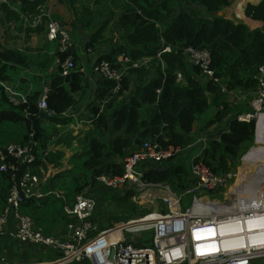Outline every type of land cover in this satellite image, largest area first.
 <instances>
[{"label": "built area", "instance_id": "2783aa9c", "mask_svg": "<svg viewBox=\"0 0 264 264\" xmlns=\"http://www.w3.org/2000/svg\"><path fill=\"white\" fill-rule=\"evenodd\" d=\"M38 11L40 13L34 18L33 25H40L43 21L46 23V36L51 42H56L60 54L57 71L64 77L70 76L80 66L75 56L77 42L70 27L64 21L54 19L50 9L39 6ZM22 19L26 24L28 17ZM162 42L163 47L157 57L164 67L163 54L171 53L174 49L164 39ZM175 53L188 67H199L201 82H214L233 104H240L248 97L247 102L254 106V111L241 113L238 117L242 121L255 118L256 134L264 130V64L258 65L253 74L258 88L255 96L253 91L236 93L235 88H231L225 78L217 74L212 66L209 49L178 45ZM153 60V57L133 60L125 53L119 57L120 66L107 59L100 60L94 68V77L114 81L104 101L95 104L101 112L107 109L108 104L121 103L125 98L124 93L127 91L123 94L121 91L129 69L149 67ZM79 70L85 75L84 67ZM182 79L183 73L177 72V81ZM0 85L12 104L29 102V97L16 86L4 81ZM51 91V81H47L38 107L40 111L55 116L49 109ZM193 138L194 141L186 147H165L156 139H145L123 159V174L102 173L96 176V183L120 196L136 191L133 196L138 199L131 200L141 205L142 214L138 218L116 223L114 227L93 236L89 235L97 229L93 217L100 204L97 197L86 191L92 186L91 176L85 191L76 194L74 200L65 205L69 238L64 241L56 236L45 235L42 228L35 226L33 219L20 209L22 195L27 200L48 195L43 191L47 180L44 164L53 151L52 143L39 144L33 132L26 143L0 146V174L6 175L10 182L7 205L0 212V240H19L40 246V249L55 248L62 253L59 262L64 263H80L88 259L91 264H264V186L256 188L253 198L251 193L228 194L229 199L226 201L207 197L205 193L220 192L238 176L235 171L222 173L212 167L208 153L211 146L209 134L201 133ZM260 141L264 142V139ZM193 147L196 150L188 160L191 175L185 182L186 187L181 188V182L178 181L177 189H174L169 183L144 177L141 166L157 168L166 165ZM188 195L192 196V202L184 209V197ZM59 196L63 194L59 193ZM139 218L146 222L128 226L135 219L139 222ZM116 228L121 230L120 237H114L115 233L108 234ZM144 232L150 234L149 239H143Z\"/></svg>", "mask_w": 264, "mask_h": 264}, {"label": "trees", "instance_id": "16d2710c", "mask_svg": "<svg viewBox=\"0 0 264 264\" xmlns=\"http://www.w3.org/2000/svg\"><path fill=\"white\" fill-rule=\"evenodd\" d=\"M47 1L49 0H23L19 10L23 14L35 9L36 12L38 7ZM61 1L63 0H58L60 3ZM80 1L85 0H67L65 5L72 9L77 7ZM232 2L233 0H132L124 9L120 20L124 28L130 29L126 43H129L132 48L129 49L127 45L122 44L113 49L116 56L112 53H105L101 60L107 59L120 66L118 62L120 53L130 55L133 60L140 57H153L154 60L149 67L129 69L121 91V94L127 91L124 93L123 102L118 103L119 107L110 103L105 110L109 109L112 113V122L108 121L105 111L101 112L100 107L95 104L104 101L114 81L89 79L79 70L80 64H78L80 65L78 70L72 72L70 76L64 77L59 71L54 73L48 102L49 109L55 116H61L77 105L80 98L82 101L87 97L92 88V100L88 107L93 113L95 124L101 127V130L104 129L103 131L111 125L112 131L117 132V135L108 141L94 138L89 149L79 156L85 157L83 166L92 174L94 189L96 185H99L96 183V176L102 173L123 174V159L135 145L145 139H156L165 147L168 145L188 146L193 141L197 117L205 114L212 106V102L217 106V111L210 125L224 121L229 124L227 129L220 132L219 139L216 137L210 141L211 146L208 153L212 167L222 173L236 170L237 162L241 159L243 145L253 142L256 137L255 120L241 121L238 119L239 114L248 109V112L251 111V104L242 102L235 105L214 82L203 84L200 80V68L188 67L175 53L178 45L207 48L211 51L213 68L216 69L218 75L225 78L231 88L239 86L253 88L257 84V79L253 77V74L258 65L264 64V27L251 31L250 27L243 22H236L223 15H218L219 11ZM186 4L190 5L191 10L182 9ZM199 9L203 12L202 16L196 14ZM4 12L6 20H13L15 16L18 21L21 20L20 13L11 10L8 5L4 6ZM245 13L248 17L264 24V0L258 5L248 4ZM76 19L83 24L88 23L81 18L80 11L75 12V20L71 21L74 27L78 24ZM28 29L40 33L46 28L40 25ZM93 31L87 47L97 49L102 44V26ZM162 38L174 49L171 53L163 54L164 67L161 59L157 57L163 47ZM26 62L27 55L23 51L0 41V82L8 79L13 67L25 65ZM179 71L187 79V85L178 83L177 72ZM39 95L40 93H36L30 96L28 103L14 105L0 85V123H24L27 131L26 139L29 140L30 134L35 132L33 121L29 117L37 116L41 112L38 107ZM39 130L38 139L44 140L47 132L41 122ZM260 139L264 138L259 137L257 143H261ZM52 153L47 161L58 160V157ZM251 155L254 157L247 159L264 165V157L258 147L251 151ZM186 164V159L173 158L164 165L167 168L160 171L148 166L149 170L143 171L144 177L155 182L169 183L173 188H177L176 184H179V181L181 182L180 187L184 188L186 187L185 182L190 179L189 175H191ZM0 176L7 180L10 186L7 176L1 174ZM87 184V182L78 184L75 188L76 192H84ZM104 190L109 191L110 189L102 186L99 191ZM5 191L7 193L6 188ZM134 192L136 191H129L125 196L118 198L135 206L137 205L135 202H130V197ZM250 192H256L254 187H251ZM117 216L122 215L112 212V214L97 217L95 214L93 222L102 223L101 226L106 228L117 223L115 222ZM103 219L108 222L106 223ZM72 264L91 263L86 259L83 262Z\"/></svg>", "mask_w": 264, "mask_h": 264}, {"label": "rangeland", "instance_id": "374dc122", "mask_svg": "<svg viewBox=\"0 0 264 264\" xmlns=\"http://www.w3.org/2000/svg\"><path fill=\"white\" fill-rule=\"evenodd\" d=\"M15 1L16 0H8V3L13 4V2ZM66 1L67 0H63L60 3L58 2V0H49L46 3L41 4L40 6H42L44 9H50L54 19H59L61 21H64L68 25L74 19L75 12L80 11L81 18L84 19V21H87L88 23L83 24V22L78 21L77 27H74L72 25L73 32L75 33V36L72 33L74 36V39L76 37V39L79 41L77 42V45L82 46L83 43L80 39L82 35L88 33L87 31H93L95 28L102 26V29H103L102 44L96 50L98 53H100L101 48H108L113 45L114 46L117 45L119 47L121 43L127 45L129 49L132 48L129 45V43L127 44L125 41L127 38V34L130 32V29L124 28L120 21L121 15L124 9L129 6L132 0H85V1H80L78 3V6L73 7L72 9H69L65 5ZM236 3L237 2L233 3L234 10L236 7ZM0 4L3 7L5 5L6 6L8 5L7 2H4V1H0ZM28 6H30V4H28ZM182 9L187 10V11L191 10L190 5L188 4L185 5ZM35 10L27 11L25 14H22V16L24 15L25 17H28V21L26 22V24H22L24 28L26 29H28L29 27L35 28L40 25H44L46 28V23L44 21L40 23V25L39 24L35 26L33 25L34 18L36 17V15L40 13L38 9L36 12ZM196 14L199 16H202L203 12L199 9L197 10ZM2 21L3 23H5L4 19ZM47 40L49 41V42L47 41V47H50V48L55 47L56 49V42H51V40H49L48 37H47ZM26 44L27 45L25 46L26 47L25 51L30 53L32 57L38 58L39 56H42L43 58L44 54H41V49L36 47L37 45H42V44H38L37 42L35 43V39L31 37L27 39ZM34 52H36V54ZM44 53H46V45H45ZM88 53L87 55H89ZM38 62L40 63L41 60L38 59ZM85 62L80 61L79 63L80 65L86 66ZM86 69L90 75L95 76L92 64L87 65ZM257 89L258 88L255 85L253 86V88L239 86L235 88L234 90L236 93L246 94L249 91L257 90ZM92 93H93L92 88H90V95H92ZM123 100H124V97L122 99V102ZM244 103H248V102L245 101ZM119 104L118 103L115 104V107H119L120 106ZM215 112H216V108L214 106H211L205 114L199 115L197 117V121L195 124L196 136H198L199 131H202L199 133V135L201 133L211 134V132L208 131L209 127L211 126L218 127L222 125L223 127L225 126V129L229 127V124L226 121L222 123H215L213 125H210V121L213 119ZM83 118L84 120H87L90 117H88V115H84ZM41 124L44 127V130L47 132V134L51 137L52 136L58 137L60 136V134L62 135L66 133L65 128L58 127L55 121H53L50 118H43L41 120ZM25 132H26V128L22 123H11V122L0 123V137L14 138L13 142H19V141L21 142L23 138V134ZM259 137H263V130L258 131V138ZM61 140L63 141V144H60ZM60 141H57L54 147L60 145L63 149L66 148L64 150V156L62 157L66 161H63L62 159V163L64 164V167H69V168L73 167L70 165V160L74 157V155L83 153L84 152L83 150L87 148V145L85 143L79 144L78 146H80V149L77 150V148H75L77 142L74 144V142L69 138L60 139ZM102 141H104V139H102ZM0 146H1V143H0ZM54 147H53V150H54ZM256 147L259 148L260 153L264 157V143L263 142L257 143V137H255V140L253 142L245 143L242 147L241 159L237 162L238 164H237L236 170H234L238 178L237 177L234 178L220 192L218 191L207 192L205 193L206 196L209 197L210 199H218L220 201H226L229 199V197L227 196L228 194H232V195L241 194V193L247 194L248 191H246V188L248 187L250 188L254 187V190L256 191V188H260L261 186H264V177H263L264 176V165H259L258 161L247 159L248 157H254L251 155L250 151L253 149H256ZM54 151L58 152L59 150L55 149ZM187 152L189 153V150H185L184 153L181 154V156L179 157L184 158L185 156H182V155H186ZM187 155L188 157L186 158V161H187L186 168H189L188 160L190 159L192 155L191 154H187ZM181 158H178V159H181ZM250 161H254L255 163H251ZM91 176L92 174L90 173V171H87L88 180L91 179ZM247 179H249V181H247ZM0 180H3L1 176H0ZM53 180H54V184L52 183L51 180H49L45 187V189H47L48 191H52L51 194H49V196H47L44 199H28L26 201H22L20 204V209L22 212L30 214L38 226H42L44 229L45 227H47L51 229H59L58 231H64L63 229H66L67 220L66 218H64L62 213L65 209L64 205L66 202L63 197L59 196V193L66 192L68 190L62 182L72 181L76 179L74 176L70 174L68 179L61 178V180H58L56 183H55V177H53ZM253 184H257L258 186H255ZM75 187H77L76 182L73 183V188ZM101 187H102L101 185H96L95 189L92 186L86 189L88 194H91L97 198L101 196V199L100 200L98 199L100 205L98 206V209H97V213H96L97 217H100V215L103 216L107 214H112V212H117V214H120L122 216L121 217L117 216V219L115 222L120 223V222H126L130 218H138L142 214L141 205L139 206L135 205L136 207L132 206L128 203V201L120 200L118 198L120 197V195L116 194L114 191H107V190L99 191ZM174 189H177V188L174 187ZM133 195L130 197V202H132V200L138 199L136 196H133ZM191 202H192V196L190 195L185 196L184 201H183V208L186 209L188 206L191 205ZM104 221L106 223L108 222L107 220H104ZM101 224L97 223L96 224L97 229L92 231L89 236L96 235L99 231H102L104 229L112 228L115 226L116 223L106 228H103ZM104 226H107V225H104ZM127 235L129 236V234ZM142 236L144 240H147L150 238V234L147 232H144ZM50 253L54 254L52 251H50ZM31 255L35 257L34 254H31ZM33 257H31L30 255H28V253L23 251V259L25 261H29V264L50 263L51 261L50 259H53L49 257V254L46 256V258L40 259L39 261ZM58 259H60V257H58ZM72 263H74V261L66 262L65 264H72Z\"/></svg>", "mask_w": 264, "mask_h": 264}, {"label": "crops", "instance_id": "0c3cea01", "mask_svg": "<svg viewBox=\"0 0 264 264\" xmlns=\"http://www.w3.org/2000/svg\"><path fill=\"white\" fill-rule=\"evenodd\" d=\"M0 1H4V0H0ZM22 1L23 0H16L15 2H13V4L8 3V7L11 10H14L18 13H20L21 15V20L18 21L17 17L15 16V19L13 20H6V13L4 12V7L1 6L0 4V41H2L3 43H6L7 46H12L13 48L19 49L21 51H23L26 55H27V62L25 65H19V66H15L10 70L9 73V77L7 80H4V82L16 86L17 89L22 93L27 95L28 97L36 94V93H40V95L43 92V87L45 85V83L47 81H51L52 77L54 75V73L57 72V64H58V56L59 54L57 53L58 50L57 48H50L47 47V30H43L40 33H35L33 31H30L29 29L24 28V26L22 24H24V21L22 18H24L25 16L23 14V12H21L19 9L22 6ZM263 0H233V2L230 5L225 6L221 11H219L218 15L220 16H224L227 19L230 20H234L236 22H243L245 24H247L251 31L255 30L256 28H263L264 24L262 22H259L257 20H254L250 17H248L245 13V9L247 7L248 4H254V5H258L262 2ZM236 3V7L235 10L233 8V3ZM241 4V8L239 10L238 5ZM187 5V4H186ZM240 6V5H239ZM5 21V23H3V20ZM75 20V17H74ZM77 21V19H76ZM78 23V21H77ZM78 25V24H77ZM69 27L73 29V26L71 23H69ZM88 33L84 34L81 36V41H82V46L77 45L76 47V57H77V64H80V61L85 62V65H81V67L85 68V77L89 78V79H94L95 77L90 75L87 72V65L92 64L93 65V70L96 66V64L101 60V57L103 54H114V56H116V52H114L113 49L117 48V45H113L111 47L108 48H101L100 53H98L96 50L98 49H94L92 47H87L88 46V41H90L91 35L94 31H87ZM72 33L75 36V33L72 31ZM34 38L35 39V43L37 42L38 44H42V45H37L36 47L41 49V54L42 56H39L38 58H34L30 55V53L26 52V43H27V39L29 38ZM76 39V37H75ZM164 38H162L163 41ZM88 40V41H87ZM126 41V40H125ZM49 42V41H48ZM76 42H79L76 39ZM51 43V42H50ZM53 44V43H52ZM123 44V43H121ZM120 44V45H121ZM45 45H46V53H44V49H45ZM119 45V44H118ZM119 45V46H120ZM42 46V47H40ZM43 51V52H42ZM95 51V52H94ZM89 52V53H88ZM36 54V52H34ZM87 53L89 55H87ZM98 53V54H96ZM122 53L118 54V62L119 61V57ZM38 59L41 60V62H38ZM48 69V70H47ZM178 83H180L181 85H187L188 81L187 79H183L181 81H179ZM254 92V95H257V91L256 90H252ZM40 95L38 98V105H39V101H40ZM80 97L81 95L78 94ZM8 97V96H7ZM9 99V98H8ZM79 100V98H78ZM92 100V97L90 95V93L87 95V97H85L82 101L80 98V102L71 107L70 109H68L64 114H62L61 116H50L49 118L52 119L53 121H55V123L57 124L58 127H62L65 128V132L64 134H60V136L58 137H54V136H49L48 134H46V138L43 139H38L37 141L39 142V144L41 145H47V144H51V149L53 150V147L55 146V144L57 143V141H60V139H71L74 144L77 142L76 147L77 150L80 149V146H78L79 144H86L87 148H85L83 151V153L80 154H76L74 155V157L70 160V165L73 167H64V164L62 163V157L64 156V150L60 145L54 147L55 149H58L59 151H52V154H55L58 157L57 161H47L46 164H44V168L45 171L47 173V180L44 183L43 186V191L47 192L48 195H46L45 197L41 198L44 199L47 196H49V194H51L52 191H48L47 189H45L47 182L49 180L52 181V183L54 184V180L53 177H55V183L58 180L62 179H68L69 175L71 174L72 176L75 177L76 180H72V181H67V182H62L64 184V186L68 189L66 192H61L63 194V198L65 200V205L68 204L69 202L73 201L76 194L78 192H76L75 188H73V183L76 182L77 186L78 184H82V183H88L89 180L87 178V169L85 166H83V161H84V156L83 157H79L82 154H84L88 149H89V145L91 143V141L94 138H98L100 141H102V139H104V141H108L113 139L116 135L117 132L114 130L112 131L111 129V125L109 126L108 129H106V131L101 130L94 122V116L92 111L89 109L88 104L90 103V101ZM248 100V97L246 98L245 101ZM243 101V103L245 102ZM212 106H214L216 108L217 111V106L214 104V102H212ZM41 110V109H40ZM249 111V110H248ZM248 111H246L245 113H248ZM91 113V114H90ZM84 115H88L87 120H84L83 116ZM90 115V116H89ZM105 115H108V121L112 122V113L110 112V110L108 109L107 111H105ZM77 120H76V119ZM75 119V120H73ZM13 123V122H11ZM24 126L25 124L22 123ZM60 125V126H59ZM26 128V126H25ZM44 128V127H43ZM225 129V126L223 127L222 125L216 127V126H211L209 127L208 131L211 132V134H209L210 136V141H212V139L219 137L220 132ZM27 132V131H26ZM26 132L23 134V138L21 140V142H13L14 138H2L0 137V143L1 146L5 147L10 143H26L28 140L26 139ZM202 131H199V133ZM198 133V135H199ZM197 137L196 133L195 135H193V137ZM194 141V138H193ZM192 141V142H193ZM211 143V142H210ZM60 144H63V141H60ZM196 150V147H193L192 149L189 150V153L187 152V154H191ZM76 151V150H75ZM74 152V151H72ZM184 155L185 157L183 159H186L188 157V155ZM63 161H66L63 159ZM122 159L119 161L121 163ZM153 167V166H152ZM151 167V169H152ZM147 168L145 166H141V169ZM79 169V171H78ZM154 169V168H153ZM78 176V177H76ZM2 177V176H1ZM190 178V175H189ZM3 180H0V212L4 209V207L7 205V195H8V181L4 180V178L2 177ZM81 179V181H80ZM83 181V182H82ZM5 188L7 190V193L5 191ZM100 197H98V199H100ZM64 205V207H65ZM31 218L32 216L30 214H28ZM62 215L64 216V218H66L67 222H68V218L66 217L64 211L62 213ZM33 219V218H32ZM34 221V219H33ZM35 223V221H34ZM35 226H37L38 228H42L43 232L45 235L47 236H56L58 237L60 240L64 241L67 240L68 237V233H67V225H66V229H63L64 231H58L59 229H51V228H47L45 227V229L42 226H38L35 223ZM23 251L28 253V255H30L31 257H33L34 254L35 257L38 261L40 259H44L46 258V256L49 254V257L53 258L50 259V263H44V264H65L64 261L59 262L58 257L62 256V253H60L58 250H56L55 248H44V249H40V246H35V245H30V244H26L23 243L19 240H12V241H7V240H0V264H29V261H25L23 259ZM50 251H52L54 254L50 253Z\"/></svg>", "mask_w": 264, "mask_h": 264}, {"label": "bare ground", "instance_id": "6f19581e", "mask_svg": "<svg viewBox=\"0 0 264 264\" xmlns=\"http://www.w3.org/2000/svg\"><path fill=\"white\" fill-rule=\"evenodd\" d=\"M240 5V6H239ZM238 5V7H239V10H240V8H241V4H239ZM70 31L72 32V29L70 28ZM254 111V106L251 104V112H253ZM250 113V112H249ZM238 119H239V117H238ZM239 120H241V119H239ZM252 120H255V122H256V119L254 118V119H251L250 121H252ZM242 121V120H241ZM244 121V120H243ZM247 121V120H246ZM256 137H258V132H257V134H256ZM258 140V139H257ZM261 143H262V141H261ZM187 150V149H186ZM252 151V150H251ZM250 151V152H251ZM249 152V153H250ZM248 153V154H249ZM245 159V158H244ZM247 161V160H246ZM251 163H255L254 161H250ZM164 166V165H163ZM158 168V167H157ZM156 168V169H157ZM167 168V167H166ZM156 169H154V170H156ZM142 171H148L149 170V167L147 166V168H144V170L143 169H141ZM143 172V173H144ZM247 181H249V179H247ZM250 190H251V188L250 187H248V188H246V191H248L247 192V194L248 193H251L250 192ZM139 193H141V191H139ZM254 193L255 192H252L250 195H251V198H253L254 197ZM239 195V194H238ZM248 203V200H247V202H245V205ZM67 217V216H66ZM146 222V220H140V218H139V222L137 221V219H135V220H133L130 224H128V226H130V225H140V224H142V223H145ZM115 233V234H114ZM108 234H114V237H120L121 236V230H119V229H115V230H113V231H110ZM152 238V237H151Z\"/></svg>", "mask_w": 264, "mask_h": 264}, {"label": "water", "instance_id": "95a60500", "mask_svg": "<svg viewBox=\"0 0 264 264\" xmlns=\"http://www.w3.org/2000/svg\"><path fill=\"white\" fill-rule=\"evenodd\" d=\"M49 117H50V114L48 112L44 111V110L41 111L40 114L37 115V116H30L29 117L33 121V128H34V130L36 132L35 133V137L36 138H38V135L40 133L39 123L41 122V120L43 118H49ZM163 169H166V166H160L156 170L160 171V170H163ZM20 199H21V201H26L27 200V198L24 195H22Z\"/></svg>", "mask_w": 264, "mask_h": 264}]
</instances>
